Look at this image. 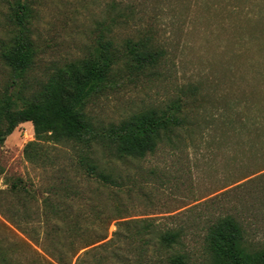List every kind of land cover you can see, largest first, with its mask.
Listing matches in <instances>:
<instances>
[{"label": "rangeland", "instance_id": "rangeland-1", "mask_svg": "<svg viewBox=\"0 0 264 264\" xmlns=\"http://www.w3.org/2000/svg\"><path fill=\"white\" fill-rule=\"evenodd\" d=\"M16 1L0 0V51L17 29L10 18ZM23 1L32 8L39 48L31 83L85 56L108 27L119 48L127 39H148L163 55L150 70L114 76L87 104L93 120L117 124L175 102L184 117L171 142L111 165L122 184L112 194L77 184L90 191L70 206L86 239H105L80 249L70 264H172L179 255L185 264H211L207 229L226 215L251 249L264 246V0ZM10 75L0 59V90ZM33 140V125L25 122L0 144V246L14 264H39L36 251L44 264H59L57 242L73 236L43 214L46 191L58 181L25 159ZM72 152L64 145L53 150L61 164ZM23 185L36 189L37 199ZM146 219L158 230H179V241L161 245L142 231Z\"/></svg>", "mask_w": 264, "mask_h": 264}, {"label": "trees", "instance_id": "trees-1", "mask_svg": "<svg viewBox=\"0 0 264 264\" xmlns=\"http://www.w3.org/2000/svg\"><path fill=\"white\" fill-rule=\"evenodd\" d=\"M11 11L10 18L17 29L0 51V59L11 74V83L0 90V144L19 124L32 123L35 140L24 147V157L43 171L56 173L58 182L51 191H46L47 196L42 200L43 214L56 222L57 231L73 236L63 246L57 242L56 247L57 262L70 264L80 249L105 239L103 235L86 239L82 217L73 213L70 206L71 201L85 198L86 191H90L76 189L77 184L84 181L95 193L112 194L111 189L122 184L111 165L126 158H143L154 152L161 141L171 142L178 136L184 117L180 102H175L164 109L149 108L135 113L117 124L96 123L87 111L89 100L107 89L114 76L124 70L139 73L156 67L163 51L148 39H127L119 48L110 29L104 27L96 45L85 56L54 65L42 80L31 83L29 73L39 53L33 38L32 8L29 3L17 0ZM262 112L264 118V109ZM58 145L73 149L67 157L69 163L64 160L61 164L55 158L59 155L53 150H58ZM20 190L37 199L36 189L23 185ZM142 223V231L150 232L161 245H173L181 237L179 230H158L152 220ZM206 242L211 264H264V246L251 249L232 216H221L212 223L207 229ZM36 253L40 259L41 255ZM39 259L36 263L44 264L42 256ZM184 260L179 255L171 262L185 264ZM0 262L14 264L1 246Z\"/></svg>", "mask_w": 264, "mask_h": 264}]
</instances>
